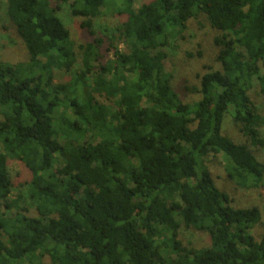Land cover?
Masks as SVG:
<instances>
[{"label":"trees","instance_id":"obj_1","mask_svg":"<svg viewBox=\"0 0 264 264\" xmlns=\"http://www.w3.org/2000/svg\"><path fill=\"white\" fill-rule=\"evenodd\" d=\"M63 5L90 42L70 39ZM104 11L123 18L106 41ZM5 15L28 61H0V264H264L260 210L234 208L207 167L221 155L237 188L264 186L250 96L264 103V0H6ZM201 16L218 67L186 103L164 61ZM226 116L250 145L222 135ZM14 164L28 175L18 186ZM181 230L208 246L184 245Z\"/></svg>","mask_w":264,"mask_h":264},{"label":"rangeland","instance_id":"obj_2","mask_svg":"<svg viewBox=\"0 0 264 264\" xmlns=\"http://www.w3.org/2000/svg\"><path fill=\"white\" fill-rule=\"evenodd\" d=\"M149 1L151 0H134V8L137 9ZM5 11L6 0H0V61L10 65L26 63L28 61L27 52L14 27L10 26ZM58 17L69 30L70 39L75 45L91 41V38L80 29L81 19L72 17L67 5L62 6L61 11L58 12ZM202 20L201 16L197 20L192 19L189 21L183 37L178 38L168 49L169 57L164 61L166 73L173 77L172 87L180 99L186 103H193L200 98L199 94L192 91V88L199 86L198 76L205 72V68L214 67L216 69L218 67L214 61L216 49L212 44L213 32L209 29L207 23ZM122 21V17H113L104 11L94 22L96 37L106 41V37L114 34V29ZM106 48L107 44L102 48V53L104 54L103 64L112 60L111 52L107 51L108 49ZM119 48L124 50L121 45ZM187 54H192L193 56L189 58ZM68 79L69 76L67 74L59 72L56 73L55 83H64ZM255 91L250 92L251 100L258 108L260 114L264 116V103ZM261 131L264 139V127ZM221 133L235 143L250 145L248 140L238 132L237 127L229 116H226L223 121ZM253 151L257 160L264 164V148H258ZM207 167L212 174L216 187L231 198L234 208L257 207L260 210L262 215L261 223L252 231L254 237L259 240L264 234V186L260 189L249 191L237 188L233 182L227 179L221 155L209 157ZM11 174L16 186L25 182L28 178L23 167L18 164L12 165ZM0 213H2L1 206ZM179 239L184 245L190 243L191 246L196 248L206 247L209 244L207 234L192 230H181Z\"/></svg>","mask_w":264,"mask_h":264}]
</instances>
